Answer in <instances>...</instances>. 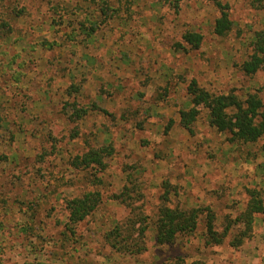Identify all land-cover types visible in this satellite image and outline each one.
Returning a JSON list of instances; mask_svg holds the SVG:
<instances>
[{"label": "rangeland", "instance_id": "rangeland-1", "mask_svg": "<svg viewBox=\"0 0 264 264\" xmlns=\"http://www.w3.org/2000/svg\"><path fill=\"white\" fill-rule=\"evenodd\" d=\"M219 1L229 5L232 23L222 37L213 32L218 9L203 0L178 8L165 0H0V19L11 27L9 34L0 31V264H160L175 256L188 263L245 264L237 254L219 260L202 248V219L198 236L178 237L164 247L153 241L163 182L176 187L170 207L209 206L217 229L242 210L246 189L264 195L262 140L229 144L209 126L204 108L193 135L174 124L177 132L170 137L163 130L190 107L191 79L215 95L244 100L256 94L264 111V68L251 76L240 70L262 28L264 4ZM14 9H24L23 16L14 18ZM188 31L202 35L196 50L181 42ZM149 71L164 73L171 89L159 93L167 101L157 109L140 105L135 73L144 78ZM96 86L108 99L110 116L92 108ZM74 95L79 106L93 110L78 120ZM102 146L113 148L104 172L71 167L74 157ZM90 190L101 193V204L71 238L65 201ZM122 192L129 207L114 198ZM200 200L204 204L195 206ZM131 209L150 217L147 250L137 256L114 253L103 239ZM254 226L261 228V220Z\"/></svg>", "mask_w": 264, "mask_h": 264}, {"label": "trees", "instance_id": "trees-1", "mask_svg": "<svg viewBox=\"0 0 264 264\" xmlns=\"http://www.w3.org/2000/svg\"><path fill=\"white\" fill-rule=\"evenodd\" d=\"M190 0H165L171 7L178 8L179 4ZM208 4H213L219 12L218 18L214 22L213 32L222 37L231 29L229 19V5L222 4L219 0H203ZM264 0H252L251 6L262 8ZM105 5V3H103ZM13 10V17L23 16L24 9ZM0 31L10 33V23L0 19ZM93 31H91L92 33ZM181 42L191 50H196L202 42V35L197 32H185L181 36ZM178 48H181L180 45ZM250 55L240 66V70L247 76L254 75L264 68V16L262 28L254 33L250 42ZM74 94L79 90L76 86L71 87ZM264 90V88H263ZM186 94L189 97L190 107L180 110L179 126L189 135H193V126L199 115L200 108H204L208 113L209 126L217 132L225 134L229 144H255L262 140L260 150L264 152V111L261 100L256 94H248L244 100H240L233 93L212 94L201 88L195 79H191L186 87ZM72 108L75 118L81 119L87 109L79 106L76 95L73 96ZM92 108H96L92 106ZM102 113L110 116L106 111ZM173 121L169 120L165 126V132L172 126ZM2 119L0 117V127ZM113 154V148L102 146L98 148L90 147L87 151L74 157L71 167L75 170L93 169L102 173L106 169L105 159ZM164 189L160 196V204L154 215L153 241L155 246L164 247L172 245L178 237H188L201 225L204 247H214L221 245L228 238V245L232 249H238L246 240L253 236V226L256 216H260L264 225V195L256 188L245 190L246 202L236 216L225 218V223L221 229L216 228V216L209 206H197L191 208L170 207V194L176 195V187L168 182L162 183ZM125 190V189H124ZM123 192L114 198L121 204H125L122 198ZM101 193L97 190L86 191L80 196L65 201L66 212L65 230L69 237H74L76 227L89 217L101 204ZM125 206H128L125 204ZM129 207V206H128ZM149 215L143 214L139 209L137 212L130 210L129 216L123 222H118L104 233V243L110 250L117 254L129 256L140 255L147 250V231L149 227ZM229 219V220H228ZM4 225L0 222L1 234H4ZM28 225H24L22 231L26 232ZM28 231V230H27ZM0 234V235H1ZM160 264H207L203 260H192L189 263L182 256H175Z\"/></svg>", "mask_w": 264, "mask_h": 264}, {"label": "crops", "instance_id": "crops-1", "mask_svg": "<svg viewBox=\"0 0 264 264\" xmlns=\"http://www.w3.org/2000/svg\"><path fill=\"white\" fill-rule=\"evenodd\" d=\"M145 74L146 75L143 78V75L141 73H138V72L135 73L136 79H139L137 81V83L140 84L139 87H138L139 88L138 92H140V96L143 97V100L140 101V105L150 106L151 108L154 107V108L157 109L158 107H160L162 105V103H165L167 101L166 99H162V96L166 93L165 90L168 89V91H169L168 94H169L171 89L169 88V86H167L168 83H166V75H164V73H161L160 71H158L157 73L149 71L148 73L145 72ZM145 78L146 79L148 78V81H144V80H146ZM114 85H115V89L117 91H119L118 94L121 95L122 93L120 92L119 86H118L119 83L114 84ZM99 89H101V88L100 87L98 88L97 86L93 87V88L91 87L90 94L93 97V102L96 103V105H95L96 110H100V111L104 110V111H106V110H108L106 108V105L108 104V99L106 100L105 96L101 95L100 91H98ZM159 93H162L161 97H160ZM136 94H138V93H136ZM151 96H152V102H148V98H150ZM99 98L100 99L104 98L103 99L104 102H102V100L99 101ZM115 99L117 101L116 105L119 106L118 100L120 99V97L118 96ZM97 104L98 105L100 104V105L97 106ZM87 108L88 107L85 106V109H87ZM142 110L143 109L140 108V113H143ZM92 111L93 110H89L88 109L87 113H90ZM170 120L173 121L174 127L175 126H179V123H178L179 122V116H178V118L176 120L175 119H170ZM171 127L168 129V133H167L169 137L173 133L177 132L176 130H171ZM183 131H184V129H183ZM216 168L217 169H221V165H216ZM218 180H220V179H218ZM174 183H175V181H174ZM194 204L196 206L198 204L199 205L200 204H204V202H202L200 200V201H196ZM257 222H260V218H258V219L256 218L255 219L254 225ZM196 233H194V235H193L194 237L198 236V234H199V233L198 234H196ZM202 242L204 244L203 239H202ZM228 242L229 241H226V243H225L226 246H227L225 248H228V249H223L220 245L219 246H214V247H207V248L202 247V248L205 249V250L214 251L215 254L218 255L217 258L219 260H222L223 258L227 259V258H229L231 256H235V254H237L238 257H240L239 260L240 261L244 260L245 264H264V225L263 224H262L261 228L253 226V236H252V238L249 239V240H246V242L244 244H242L238 249L230 248L229 245H228ZM240 252H242L241 256H239ZM223 254H226V256L223 257ZM225 259H223V260H225ZM197 260H199V259H197ZM223 263H225V261H223Z\"/></svg>", "mask_w": 264, "mask_h": 264}]
</instances>
